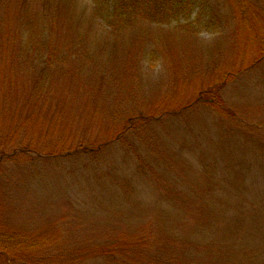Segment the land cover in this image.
<instances>
[{"label":"rangeland","instance_id":"rangeland-1","mask_svg":"<svg viewBox=\"0 0 264 264\" xmlns=\"http://www.w3.org/2000/svg\"><path fill=\"white\" fill-rule=\"evenodd\" d=\"M172 4L0 0V264H264V0Z\"/></svg>","mask_w":264,"mask_h":264},{"label":"trees","instance_id":"trees-1","mask_svg":"<svg viewBox=\"0 0 264 264\" xmlns=\"http://www.w3.org/2000/svg\"><path fill=\"white\" fill-rule=\"evenodd\" d=\"M170 1L175 2V4H172V5H176L177 9L172 11L171 13H168V14L172 15V17H179V16H181V14H185L184 11H186V8H183V7H187V3H189V4H192V3L206 4L208 0H170ZM245 1L246 0H231V2H233L234 4L235 3L240 4L241 2H245ZM172 5H171V7H172ZM240 5L242 6V4H240ZM123 12L117 14L119 19L124 17L125 14H122ZM244 13L247 14L246 8H245ZM211 100H212V98L207 97L205 99V101H203V104L209 105V103L212 102ZM1 149H2V152H4L5 148L2 147ZM1 149H0V153H1ZM2 156L5 157L4 155H2ZM2 156H0V160H1ZM23 240H24V238L21 235H16L14 233L13 234L7 233L4 236H1L0 237V253L8 254L7 250H9L13 245L20 243Z\"/></svg>","mask_w":264,"mask_h":264}]
</instances>
